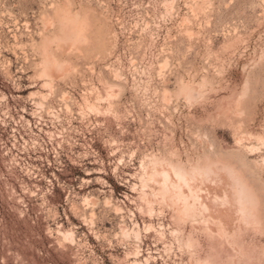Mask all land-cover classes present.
<instances>
[{"label":"rangeland","instance_id":"rangeland-1","mask_svg":"<svg viewBox=\"0 0 264 264\" xmlns=\"http://www.w3.org/2000/svg\"><path fill=\"white\" fill-rule=\"evenodd\" d=\"M0 264H264V0H0Z\"/></svg>","mask_w":264,"mask_h":264},{"label":"bare ground","instance_id":"bare-ground-1","mask_svg":"<svg viewBox=\"0 0 264 264\" xmlns=\"http://www.w3.org/2000/svg\"><path fill=\"white\" fill-rule=\"evenodd\" d=\"M57 12L55 14V17L57 18V20L61 21L60 22L61 25L58 27L57 33L54 34L53 40L60 42L63 39L64 40L67 39V40H65L66 42L68 40L69 41L72 40L73 43L83 42L82 45H85V42L87 41V38L85 37V33L87 31H85V30L89 28V23L86 21L85 16H82L79 14L68 15L67 10H66L67 14H64V15H59ZM65 41H63V42H65ZM53 42H55V41H53ZM42 45H44V42ZM55 62H54V64H55ZM45 63H47L46 60H45ZM60 66L61 65H57V67H59V68H60ZM44 71H46V70L44 69ZM244 92H245V89H244ZM242 97H243V95H242ZM216 160H219V159L217 158ZM225 162L230 163L231 161L226 160ZM236 169H237V167H236ZM182 178L184 179V176H182ZM241 183H242L241 185L243 186L241 188V191H240V193L242 194V198H241V202L243 204L242 207H243V211L245 212L244 214H246L249 217V215L252 214L254 207L257 206L256 202L259 198V194L255 193V192L253 193L252 191H247L246 187H245L247 185L245 184V182L242 180ZM182 207H184V209H186V210L191 208V206L186 204V203Z\"/></svg>","mask_w":264,"mask_h":264}]
</instances>
